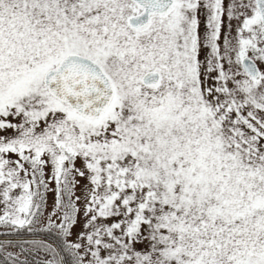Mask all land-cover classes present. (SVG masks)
<instances>
[{
  "label": "snow or ice",
  "instance_id": "snow-or-ice-1",
  "mask_svg": "<svg viewBox=\"0 0 264 264\" xmlns=\"http://www.w3.org/2000/svg\"><path fill=\"white\" fill-rule=\"evenodd\" d=\"M0 264H264V0H0Z\"/></svg>",
  "mask_w": 264,
  "mask_h": 264
}]
</instances>
